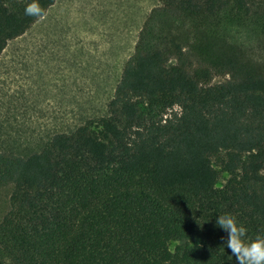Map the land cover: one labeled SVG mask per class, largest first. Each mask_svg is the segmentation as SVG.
<instances>
[{
	"label": "trees",
	"instance_id": "16d2710c",
	"mask_svg": "<svg viewBox=\"0 0 264 264\" xmlns=\"http://www.w3.org/2000/svg\"><path fill=\"white\" fill-rule=\"evenodd\" d=\"M56 1L0 0V58ZM159 2L105 114L0 152V264H236L225 213L264 237V0Z\"/></svg>",
	"mask_w": 264,
	"mask_h": 264
},
{
	"label": "rangeland",
	"instance_id": "374dc122",
	"mask_svg": "<svg viewBox=\"0 0 264 264\" xmlns=\"http://www.w3.org/2000/svg\"><path fill=\"white\" fill-rule=\"evenodd\" d=\"M159 0H57L0 58V152L29 155L101 116ZM226 78L217 77L213 83ZM11 188L0 186V220Z\"/></svg>",
	"mask_w": 264,
	"mask_h": 264
},
{
	"label": "clouds",
	"instance_id": "9594fccd",
	"mask_svg": "<svg viewBox=\"0 0 264 264\" xmlns=\"http://www.w3.org/2000/svg\"><path fill=\"white\" fill-rule=\"evenodd\" d=\"M36 8V3L29 5L25 14H32ZM216 224L227 234L226 238L221 239L235 257L236 264H264V237L257 236L254 240L247 241L246 227L229 213L219 215Z\"/></svg>",
	"mask_w": 264,
	"mask_h": 264
}]
</instances>
